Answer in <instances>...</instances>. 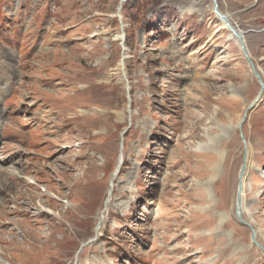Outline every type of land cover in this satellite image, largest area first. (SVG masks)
<instances>
[{"label": "rangeland", "instance_id": "374dc122", "mask_svg": "<svg viewBox=\"0 0 264 264\" xmlns=\"http://www.w3.org/2000/svg\"><path fill=\"white\" fill-rule=\"evenodd\" d=\"M217 1L264 81V0ZM213 6L0 0L5 264H264V93L240 125L261 84Z\"/></svg>", "mask_w": 264, "mask_h": 264}, {"label": "water", "instance_id": "95a60500", "mask_svg": "<svg viewBox=\"0 0 264 264\" xmlns=\"http://www.w3.org/2000/svg\"><path fill=\"white\" fill-rule=\"evenodd\" d=\"M126 1V0H123V2ZM213 9H214V12H215V15L217 16V18L226 23V26L227 28L231 31V33L238 39V43H239V46L241 48V51L243 53V55L245 56L246 60L248 61V63L250 64L251 66V69L254 73V75L256 76V78L258 79V81L260 82L261 84V91L258 95V97L256 98V100L247 108L241 122H240V125L246 120V117H247V113H248V110L250 108H252L253 106H255L256 104V101L261 97V94H262V91L264 89V81L262 79V76L260 74V72L256 69L255 67V64L254 62L252 61V58L249 54V51H248V47H247V42H246V37H245V34L246 32H244L243 30H240V29H237L234 27V25L232 24V22L230 21V17L226 16L227 14L226 13H223L221 10H220V7L218 5V1L217 0H213ZM122 8V3H121V6H120V9ZM123 31V29H122ZM261 31H264V28L261 29ZM122 38H124V33H122ZM125 58V57H123ZM124 60V59H123ZM122 60V61H123ZM122 67L124 68V65H122ZM246 157H247V148H246V151H245V154H244V159H243V163H242V167H241V174L244 172V169L246 167L245 163H246ZM241 185L239 183V187H238V206H237V213H238V216H241ZM108 201V200H107ZM107 201L105 202V204L107 203ZM252 238H253V241L255 242V244H257L258 246L262 247L263 248V251H264V246L258 242L256 240V230L253 229V232H252ZM86 243L82 244L80 250H82V248L85 246Z\"/></svg>", "mask_w": 264, "mask_h": 264}, {"label": "bare ground", "instance_id": "6f19581e", "mask_svg": "<svg viewBox=\"0 0 264 264\" xmlns=\"http://www.w3.org/2000/svg\"><path fill=\"white\" fill-rule=\"evenodd\" d=\"M226 16H228V17H230V15H226ZM231 21V20H230ZM233 24V23H232ZM234 25V24H233ZM234 27L235 28H237V29H239L237 26H235L234 25ZM228 29L227 28V26H226V23H224V22H222L221 21V25H220V28H219V31H221L222 29ZM241 30V29H240ZM228 36L231 38V39H233L237 44H239L238 42V39L231 33V31L228 29ZM207 41V40H206ZM208 42H209V40H208ZM127 56H125V58H126ZM263 93H264V90L262 91V94H261V97L263 96ZM261 97H260V99H261ZM259 102V101H258ZM258 102L256 103V105H258ZM254 107V106H253ZM247 157H246V163H245V165H246V167H245V169H244V172L241 174L240 173V177H239V183H240V185H241V187H242V189H241V214H242V216L243 217H245L244 215V213H245V207H246V198H247V196H246V179H247V176H248V174H249V172H250V164H251V159L253 158L252 157V148H251V145H247ZM118 165H121V164H118ZM120 167V166H119ZM11 171V173L12 174H19V172L17 171V169L16 168H11L10 169ZM1 180V179H0ZM9 181V180H8ZM7 181V182H8ZM3 188V187H2ZM237 206H238V195L236 196V210H238L237 209ZM1 212V211H0ZM250 223L252 224V225H254V223L253 222H251L250 221ZM255 226V225H254ZM253 226V227H254ZM262 230V229H261ZM260 229H258V228H256V238L258 239V234H260V233H262V231H261ZM262 234H264V233H262ZM260 238V237H259ZM258 241L261 243V241L258 239ZM23 245V244H22ZM0 258H2L1 256H0ZM0 260H2V259H0ZM2 262H4V260H2ZM4 264H5V262H4Z\"/></svg>", "mask_w": 264, "mask_h": 264}, {"label": "trees", "instance_id": "16d2710c", "mask_svg": "<svg viewBox=\"0 0 264 264\" xmlns=\"http://www.w3.org/2000/svg\"><path fill=\"white\" fill-rule=\"evenodd\" d=\"M125 6H126V4L125 5L123 4V7H125Z\"/></svg>", "mask_w": 264, "mask_h": 264}]
</instances>
